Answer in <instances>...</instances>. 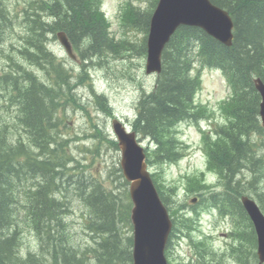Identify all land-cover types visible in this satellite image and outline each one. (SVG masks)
Here are the masks:
<instances>
[{"label": "trees", "instance_id": "trees-1", "mask_svg": "<svg viewBox=\"0 0 264 264\" xmlns=\"http://www.w3.org/2000/svg\"><path fill=\"white\" fill-rule=\"evenodd\" d=\"M211 1L227 10L234 19L233 46L225 47L197 28H180L165 50L163 71L155 87L150 93L142 94L133 127L140 136L149 137L156 143L155 150L149 153V165L154 167V171L158 165L177 164L181 157V145L171 127L184 120H198L207 114V110L195 105L200 79L199 75H192V68L210 67L222 71L233 92L231 100L221 109L228 121L217 128L218 138L206 140L209 169L217 173L222 190L214 192V185H203L202 189L211 195L203 198L202 202L204 208L214 206L224 216L247 218L240 200L243 195H250L264 210V155L256 147L257 137L264 136V128L258 116L260 96L254 86L257 77L264 82V0ZM101 2L34 0V9H44L42 17L45 22L41 23L39 18L32 22L31 19L28 35L18 50L28 56L26 61L39 67L42 74L19 62L17 64L13 59L10 70L0 71V106L4 102L9 106H18L13 117L16 120L13 129L7 123H4L5 127H0V264H46V254L51 256V264H88L86 253L82 256L80 250L67 242V237L72 238L63 219L69 214L66 203L69 195L57 193L59 197L51 196L59 190L58 182L66 186L61 187L63 194L72 190L76 182L85 185L81 198L93 218L90 228L94 226L95 232L106 229L110 234L109 238L104 237L99 243L101 251L96 255L94 253L98 263L131 264V252L121 249L126 244L118 233L119 229H116L117 211H120L117 198L99 181L86 185V182L76 180L75 175L68 174L64 167V161L73 157L68 148L72 140L67 131L65 137L61 135L63 131L59 129L61 120L58 115L61 111L65 112L68 106H78V110L85 111V104L76 94L77 87L81 85L72 83V72L66 71L47 47L48 35L59 30L67 33L81 58L92 64L96 63L95 60H104L106 51L113 50L118 54L120 49L128 47L129 42H117L109 34V23L100 11ZM156 3L157 0H153L145 10L126 5L122 13L124 24L146 36ZM0 7V18L3 20H0V30H8L11 19L7 16L4 0H0ZM142 43L139 51L145 52L146 38ZM83 79L80 73L76 76V80ZM95 102L103 111L111 112L104 96H95ZM93 127L96 132L93 136L98 138L99 144L103 140L118 149L117 142L108 140L96 125ZM21 131L25 133L24 137ZM11 133L19 137L10 139ZM98 146L95 145L96 154L100 151ZM37 149L46 153L49 159L38 160ZM60 158L63 170L56 172ZM45 171L51 173H47L50 175L46 178L48 185L35 192L27 187L23 192L25 201L20 202L18 184ZM246 171L252 178L238 179ZM153 179L163 201L172 204L170 193L174 191L163 183L161 173L154 174ZM18 205L21 207L16 209ZM21 217L30 230L40 234L41 245L46 247L40 258L29 254L24 259L19 255ZM122 217L125 218V215ZM177 219L187 223L182 217ZM59 227L62 231L64 229L65 234L60 232ZM187 227L191 228L190 225ZM180 229L175 220L174 236ZM247 242L250 243L251 239ZM255 243L256 240L254 246ZM209 249L208 245L198 248V254L206 258V254H212ZM251 250L252 247L247 251Z\"/></svg>", "mask_w": 264, "mask_h": 264}, {"label": "rangeland", "instance_id": "rangeland-1", "mask_svg": "<svg viewBox=\"0 0 264 264\" xmlns=\"http://www.w3.org/2000/svg\"><path fill=\"white\" fill-rule=\"evenodd\" d=\"M25 2L26 0H6V5L10 8L12 16H16L18 13L21 15V13L25 12L27 9ZM126 2H131L137 7L147 9L150 7L152 0H104V10L112 23L111 34L116 39L126 37L134 42H137L141 38V35L138 32L123 29L119 23L121 9ZM15 26H17V22L12 19L11 27L8 30H2L5 31V33L3 34V45L0 44V68L2 65H6L4 60L7 56H12L16 60L21 58L19 52L15 48L20 46L22 43V40L19 37L22 30L20 28L15 29ZM20 48L21 46L18 49ZM54 53L59 56L61 60L65 59L66 64L70 63L65 55L60 53L57 48ZM132 56L133 54L129 53L125 57L131 58ZM22 57L23 64L27 66L26 59H28V56L22 55ZM94 62L96 63L92 64L91 61L84 62L82 67L83 70L79 72L80 76L82 75L84 77L85 82H95V86L100 92L99 94H104L107 99L109 98L111 100L118 115L132 118L136 112V104L141 94L139 87H141L142 82L145 87L152 89L156 81L155 78L148 77L146 75L144 58L137 57L131 64L125 61H116L113 57H110L109 60L104 58V60H95ZM30 63L32 62L30 61ZM103 67H106V69H103ZM3 70L8 69L4 68ZM127 70H130L132 76L126 77L124 75ZM79 73H77V75ZM202 81V89L197 95V100L203 104H207L212 110H214L215 119L218 122H223L224 117L219 114V103L222 100L227 99L230 95L226 79L218 71L204 69L202 72ZM72 83L79 84L75 81V78ZM79 85L81 86L77 87L78 89L76 94L85 104V111L78 110V106L75 108V111L70 109L67 123L69 127H72L74 131L83 136V134H90L91 131L86 114V107L88 108L87 110L95 114L96 111L94 110L93 105V100L95 102V98L92 99L88 89H86L83 84ZM109 104L111 105L110 101ZM96 106L97 112L105 113V111L98 107L97 103ZM10 115L11 113H4L3 119L0 120V122H16L15 118H12ZM96 121L99 126L109 130L108 120L105 116L98 117ZM10 127L12 126L10 125ZM179 130L182 139L191 146V152L179 164L164 166L162 172L168 184H178L180 187L184 188V177L190 173L201 172L204 169L206 170V160L201 149L202 143L199 128L195 125L185 124L182 125ZM72 148H74L75 155L79 156L78 146H73ZM102 149L103 153L101 157L96 160H91L89 163V173L92 174L90 176L99 179V181L108 189H113L119 198L122 199V202H125L128 197L129 184L126 185L122 171L119 170L121 155L117 151L110 149L107 144L104 145ZM87 153L88 151L84 150L82 156L80 155L79 158L82 159L91 156ZM183 195L185 197L184 202H187L188 204H191L192 198L196 197H187L185 193H183ZM182 198L183 197H181V200ZM67 202L69 214L66 216V221H69L71 227L70 234L72 239H70V241L80 247H84L87 244H93L94 238L99 237L98 235L94 236V233L86 229L88 228V216L86 219V215L88 213L87 208H85L78 201L76 195L71 196V202L70 198L67 199ZM198 219L199 232H196V236L200 235L201 232L205 234H212V245L217 248H223L229 244L228 238L225 241L222 236L227 237V235L231 233V230H233V224L230 220L220 219L216 211H203L200 213ZM21 222L24 229L21 233L20 243L24 252L30 250L33 253L39 254L40 246L38 244V238L40 234L38 233L36 236L32 231H30L26 224L23 223V217H21ZM120 227L123 240L133 236V229H131L128 224L123 222ZM4 233H6V229H4ZM173 243L174 246L169 260L171 259L174 264H182L194 257L193 249H191L190 242L188 240H174ZM21 256L23 255L21 254ZM208 259L211 260L212 258Z\"/></svg>", "mask_w": 264, "mask_h": 264}, {"label": "water", "instance_id": "water-1", "mask_svg": "<svg viewBox=\"0 0 264 264\" xmlns=\"http://www.w3.org/2000/svg\"><path fill=\"white\" fill-rule=\"evenodd\" d=\"M151 22L148 46L152 71H160L164 45L181 24L200 26L228 47L234 39L233 20L226 11L215 7L209 0H160ZM60 40L72 55L69 45L65 44L63 38ZM256 88L263 98L260 113L264 122V83L260 79L256 80ZM114 129L122 148L124 174L135 181L132 188L135 203L132 216L135 225V264H167L164 248L172 224L146 172L144 151L136 142L134 133L127 134L123 126L115 122ZM243 203L255 224L259 257L263 263L264 216L253 201L243 198Z\"/></svg>", "mask_w": 264, "mask_h": 264}, {"label": "bare ground", "instance_id": "bare-ground-1", "mask_svg": "<svg viewBox=\"0 0 264 264\" xmlns=\"http://www.w3.org/2000/svg\"><path fill=\"white\" fill-rule=\"evenodd\" d=\"M11 19V23H10V25H12V18H10ZM9 29V28H8ZM52 51V53L55 55V53H54V50H51ZM256 79V78H255Z\"/></svg>", "mask_w": 264, "mask_h": 264}]
</instances>
